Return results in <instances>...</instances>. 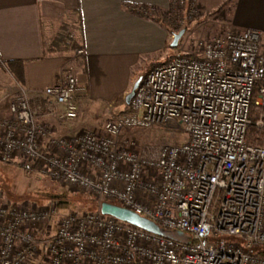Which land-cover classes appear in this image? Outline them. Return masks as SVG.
<instances>
[{
  "label": "built area",
  "instance_id": "built-area-1",
  "mask_svg": "<svg viewBox=\"0 0 264 264\" xmlns=\"http://www.w3.org/2000/svg\"><path fill=\"white\" fill-rule=\"evenodd\" d=\"M261 42L256 29L227 31L156 63L139 79L129 112L100 132L59 134L43 119H77L82 87L73 59L82 48L41 91L42 103L15 84L10 115L0 117V163L78 188L97 207L58 215L54 202L10 204L0 190V264H35L36 257L41 264H264V146L246 138L250 125L264 126ZM170 125L186 139L155 151L124 136ZM103 202L179 237L103 214Z\"/></svg>",
  "mask_w": 264,
  "mask_h": 264
},
{
  "label": "crops",
  "instance_id": "crops-1",
  "mask_svg": "<svg viewBox=\"0 0 264 264\" xmlns=\"http://www.w3.org/2000/svg\"><path fill=\"white\" fill-rule=\"evenodd\" d=\"M230 1L228 23L234 30L261 31L264 58V0ZM169 2L0 0V117L10 115L3 96L17 83L26 88L32 104L43 102L41 91L54 82L77 48L67 39L79 37L84 53L73 59L82 87L75 95L78 117L67 127L68 122L55 115L43 119L59 134L83 129L100 132L104 122L128 109L126 96L140 74L166 60L165 49L172 48L166 45L170 33L162 23L135 14L125 5L162 11ZM57 36L65 39L55 43ZM60 109L56 107L57 112Z\"/></svg>",
  "mask_w": 264,
  "mask_h": 264
},
{
  "label": "rangeland",
  "instance_id": "rangeland-1",
  "mask_svg": "<svg viewBox=\"0 0 264 264\" xmlns=\"http://www.w3.org/2000/svg\"><path fill=\"white\" fill-rule=\"evenodd\" d=\"M230 2V0H170L168 7L164 8L161 16L165 29L169 28L170 30L166 45L172 41L171 32L177 33L181 29L184 32L176 47H166L164 58L168 59L178 53L197 51L200 49L198 45L200 41L227 31H233L234 28L228 23ZM135 9L142 11L143 14L149 13L151 15H154L156 11L152 7L149 10L146 6L141 5ZM142 75L143 73L140 74V76ZM13 87L14 85L3 96L6 106L9 99L8 93ZM118 110L119 108H116V111ZM67 124L70 122L65 123L64 127H67ZM124 136L135 139L139 150L153 151L158 146L167 143H181L186 139V134L176 125L132 129L125 131ZM0 190L3 191V197L7 202L10 200L27 201L37 205L54 202L57 204L58 215L92 211L97 207V202L78 188L50 180L36 171L26 173L20 167L2 163H0ZM59 204L63 206L59 207ZM58 215L53 216L49 221L51 226L50 229L48 228L49 234L55 230L54 224ZM39 261V257H36L34 263L41 264Z\"/></svg>",
  "mask_w": 264,
  "mask_h": 264
},
{
  "label": "water",
  "instance_id": "water-1",
  "mask_svg": "<svg viewBox=\"0 0 264 264\" xmlns=\"http://www.w3.org/2000/svg\"><path fill=\"white\" fill-rule=\"evenodd\" d=\"M184 30L181 29L180 31H178L177 33H174L172 36V41L170 42V46L172 47H176L179 38L181 37V35L183 34ZM139 80H137L132 89L130 90V92L127 94L126 96V102L129 103L135 87L137 85ZM100 211L103 214L106 215H110L115 217L116 219L128 223L134 227H138L141 229H144L146 231L158 234V235H162V236H168L166 231H164L163 229H161L156 223H154L153 221L142 217L140 215H138L137 213L126 209L122 206H119L117 204H113L110 202H103L100 206Z\"/></svg>",
  "mask_w": 264,
  "mask_h": 264
},
{
  "label": "trees",
  "instance_id": "trees-1",
  "mask_svg": "<svg viewBox=\"0 0 264 264\" xmlns=\"http://www.w3.org/2000/svg\"><path fill=\"white\" fill-rule=\"evenodd\" d=\"M126 6V8L129 10V11H131V12H133V13H135V14H138V15H141V16H143V17H147V18H150V19H153V20H155L156 22H160V23H162L164 26H165V24H164V22L162 21V19H161V16H162V13H163V10L162 11H158V10H156L155 12H154V15H151V14H149V13H145V14H143L141 11H139V10H137V9H135V8H137L139 5H135V4H126L125 5ZM142 6H146V5H142ZM146 8H148L149 10H150V7H148V6H146ZM79 27H80V24H79ZM166 30H169V28H167ZM169 32H170V30H169ZM172 34H174L173 32H171ZM57 40H55V43H58L59 41H61V40H63V39H65L63 36H57V38H56ZM67 40H69V44L71 45V46H73V47H77V48H80V47H82V42H81V40H80V38L78 37V38H68ZM9 65H11V64H9ZM6 67H8L7 65H6ZM10 67V66H9ZM10 70H12V66L9 68ZM16 74V73H15ZM15 79L17 80V81H20V78H19V74L17 73L16 74V76H15ZM126 112H129L128 111V109L124 112V113H126ZM251 118L252 119H255V110L253 109V111H252V113H251ZM247 141L250 143V144H253V145H257V146H264V127H262V128H258V127H256V126H254V125H250L249 127H248V130H247ZM37 164H39V163H37ZM15 202H17V201H13V200H10L8 203H10V204H13V203H15ZM63 205H60L59 204V207H62ZM166 233H167V235L169 236V237H174V238H178L179 237V234L177 233V232H173V231H166ZM261 252L263 251V250H260Z\"/></svg>",
  "mask_w": 264,
  "mask_h": 264
}]
</instances>
